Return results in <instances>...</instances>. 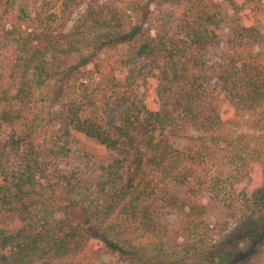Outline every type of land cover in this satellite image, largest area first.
<instances>
[{"label": "trees", "instance_id": "trees-1", "mask_svg": "<svg viewBox=\"0 0 264 264\" xmlns=\"http://www.w3.org/2000/svg\"><path fill=\"white\" fill-rule=\"evenodd\" d=\"M225 2L232 18L213 0H0V264H264V180L235 240L211 217L220 151L254 140L264 164V0Z\"/></svg>", "mask_w": 264, "mask_h": 264}, {"label": "rangeland", "instance_id": "rangeland-1", "mask_svg": "<svg viewBox=\"0 0 264 264\" xmlns=\"http://www.w3.org/2000/svg\"><path fill=\"white\" fill-rule=\"evenodd\" d=\"M102 2L113 3L116 0H101ZM220 3L225 11L226 17L229 19L232 18L233 12L229 8L228 4L225 0H213ZM83 8L77 9L76 12L72 15V20L68 24L67 28H71L74 21L77 20L79 15L82 13ZM133 20L135 23H142L143 17L140 15H133ZM147 20V19H146ZM260 24L264 26V15H261ZM225 32H228V27L225 26ZM121 49H106L104 50L99 57H96L95 62H98L102 67L107 68L110 64L114 63V61L119 57ZM226 49L225 45H221L217 48H213L209 51V56L212 60L216 59L220 53H222ZM252 50L259 52L262 57H264V47L256 46ZM95 65L90 64L86 67H83V70L91 72L92 75L95 72ZM87 72V73H89ZM57 82H52L47 90L43 91L44 97L41 98V102L39 103V107L36 112H40L41 118H45L47 116V112L51 109L52 96L54 92V87H56ZM80 87V82L76 84V88ZM73 90V89H72ZM228 113V110L226 109ZM251 132L246 127H240L238 130L234 132ZM255 134V132H252ZM198 133L194 130L190 131L189 136L186 138H182L176 141V145L181 148H185L190 146V144L195 143L198 140ZM249 146L247 147L245 144L242 146V150L240 147L239 150H227L220 151L218 156L221 160L218 161L219 166H211V171L218 172L219 175L223 177V181L221 182V186L218 189L219 198L216 201V206L219 208L215 213L212 214V220L218 225L220 237L223 238L224 242H228L229 239L227 237L231 235L232 239H236L245 229L246 226L242 225V220L244 217L250 215L253 212V208L247 202V195L245 193V186H249L255 183H261L264 180V164H259L255 161V141L249 140ZM236 148V147H235ZM246 176V177H245ZM230 206L229 209L225 207V209H221L223 203ZM167 222L171 229L174 231L178 227V219L175 216H170L167 219ZM262 252V248L253 243L245 241L242 243L241 255H244L251 252V250ZM96 264H115L116 257L110 255H102L97 256L94 259Z\"/></svg>", "mask_w": 264, "mask_h": 264}]
</instances>
